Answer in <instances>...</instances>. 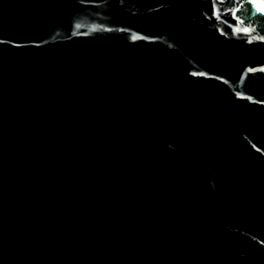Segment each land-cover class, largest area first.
<instances>
[{
    "label": "water",
    "instance_id": "water-1",
    "mask_svg": "<svg viewBox=\"0 0 264 264\" xmlns=\"http://www.w3.org/2000/svg\"><path fill=\"white\" fill-rule=\"evenodd\" d=\"M264 0H0V264H264Z\"/></svg>",
    "mask_w": 264,
    "mask_h": 264
},
{
    "label": "snow or ice",
    "instance_id": "snow-or-ice-1",
    "mask_svg": "<svg viewBox=\"0 0 264 264\" xmlns=\"http://www.w3.org/2000/svg\"><path fill=\"white\" fill-rule=\"evenodd\" d=\"M261 11L264 12V7H261Z\"/></svg>",
    "mask_w": 264,
    "mask_h": 264
}]
</instances>
